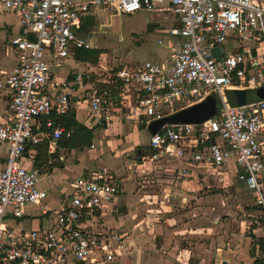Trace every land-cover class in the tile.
I'll use <instances>...</instances> for the list:
<instances>
[{"label":"built area","instance_id":"built-area-1","mask_svg":"<svg viewBox=\"0 0 264 264\" xmlns=\"http://www.w3.org/2000/svg\"><path fill=\"white\" fill-rule=\"evenodd\" d=\"M261 2L0 0V12L15 17L19 28L9 40L15 64L10 73H0V92L8 98L0 118V264H132L125 236L101 223L103 208L120 191L114 173L102 169L75 178L58 209L50 210L38 172L22 165L29 147L46 142L48 153L56 151L64 130L53 117L77 109L72 99L84 82L89 86L80 93L87 120L100 127L123 109L127 118L148 127L216 95L220 108L213 117L200 124H163L151 134L149 161L171 163L182 177L190 167L221 171L232 162L237 183H245L264 221V100L232 107L223 99L224 91L264 87ZM98 11L118 16L167 11L176 22L163 32L168 39L157 41L168 50V62L116 67L115 98L94 84L109 82H91L93 68L70 73L66 83L54 81L50 71L74 50L92 48L79 32L85 18ZM227 40L236 43L234 51L222 50ZM217 47L220 56L212 57ZM27 207L45 225L14 228L11 223L27 219ZM252 264H264V255Z\"/></svg>","mask_w":264,"mask_h":264},{"label":"crops","instance_id":"crops-1","mask_svg":"<svg viewBox=\"0 0 264 264\" xmlns=\"http://www.w3.org/2000/svg\"><path fill=\"white\" fill-rule=\"evenodd\" d=\"M164 12L170 15L157 17L158 19L154 16L152 21L155 19L159 22L165 20L170 25L172 24L170 19H172L176 24L173 15L170 12ZM149 13L163 14V11H150ZM104 14L107 13L98 11L92 16L86 17L79 35L82 36L86 32L87 35L90 34L89 18L99 19ZM114 16L119 17L118 15ZM168 28L154 29L163 35L158 40L168 39L163 34ZM18 32L16 19L14 25L6 24V22L0 25V73L2 74L10 73L15 64V52L10 48L9 40ZM159 46L162 48H160L161 51L151 61L166 63L168 62V50L165 46ZM221 48L223 50V47ZM235 49L233 47L232 50L225 52ZM66 61L71 64V67L52 74L54 81L70 82L72 80L70 73L82 72L85 67H89V64L67 59L56 68L61 70ZM127 66L135 67V65ZM84 84V87L78 91V96L72 100L78 102L75 110L76 120L88 128L95 129L93 144L90 149L81 151L63 149L58 151V160L62 162V168H54L48 173L41 174L51 176L55 173L56 180L42 188L48 193L47 203L50 189L67 186L72 182V179L106 169L118 178L120 191L113 203L103 208L101 223L104 226L109 224L110 226L107 227L119 229L125 236L127 253L132 264H252L257 257L264 255V221L253 206L251 194H247L250 196L239 195V192L244 188H241L232 177L229 178V164L234 169L233 174L236 175L237 172L232 162H228L221 171L190 167L185 177L179 176L176 167L171 163L149 161L137 164L136 173L148 171L152 184L149 185L146 192H140L142 190L139 189L138 194H143L138 195L139 207H136L134 197L128 195V191L134 186L130 182L135 177L131 171L135 162L130 159L131 163L127 165L130 167L129 170L122 162V155L115 156L108 164L109 167L105 166L103 161L109 156L107 148L110 140H113L115 136L121 137L123 134L121 129L124 127L139 124L122 113V115L113 116L110 123L102 127L95 126L94 123L87 120L86 104L81 101L80 92L89 86L88 83L84 82ZM7 101L6 91L0 92V118L5 112ZM79 110L82 112L81 120L77 116ZM120 119L124 120V124L120 122ZM148 134L149 139L151 135L149 130ZM141 145L143 146V144ZM138 150V146H132L126 152L130 158L132 152L137 155ZM126 152L123 153L124 156L127 154ZM34 155L35 153L31 149L25 153L22 160V165L25 168L33 169ZM110 158L112 159V157ZM80 160L84 164L80 165ZM102 162L103 164L100 165ZM38 175L40 174L38 173ZM70 179L71 181H69ZM122 202L127 203L126 209L120 206ZM29 208L31 207L25 209V218L29 220L23 219L11 223L14 228L34 229L45 225V220L32 218L36 212L26 213ZM142 208L145 209V213L136 214ZM115 210L122 216H116Z\"/></svg>","mask_w":264,"mask_h":264},{"label":"rangeland","instance_id":"rangeland-1","mask_svg":"<svg viewBox=\"0 0 264 264\" xmlns=\"http://www.w3.org/2000/svg\"><path fill=\"white\" fill-rule=\"evenodd\" d=\"M262 5H264V0H262ZM166 15H170L168 13L163 12V14H154L149 13L145 11L138 12L136 14H133L131 16L128 15H121L120 17H115L111 14H104L103 17H100L99 19H94V25L90 29V34H82V36L85 39H88L91 41L92 48H98L103 50V54L99 56L97 62L94 65H89L88 68L85 67L84 72L88 71L90 68H93V77L91 79V82H95L96 80L107 81L109 82L108 85L106 84H95V86L100 87L103 90H107V92H118L119 86L116 84L113 85L111 82V79L113 78L115 74V68L118 66L123 65H135L138 66L144 61H151L155 58V55L161 51V47L157 45L158 38H162L163 35L159 32H157L154 29H166L170 27H175L176 24L172 19V24H168L167 21L163 20L159 22L157 17H163ZM156 16V19L152 21V18ZM15 17L9 14H3L0 12V25L4 24H12L14 25ZM151 24H153L151 26ZM151 26V27H150ZM154 30V31H153ZM90 36V38H88ZM235 42H232L230 40H227L223 45V50L229 51L232 50L233 47H235ZM161 48V49H160ZM236 48V47H235ZM70 60L73 59L72 56L69 58ZM150 59V60H149ZM71 67V64L66 61L62 65V69H58L54 66L51 67L50 71L51 73L57 74V72L64 71L65 69H69ZM79 71V70H78ZM70 71L68 72V74ZM241 89H232L228 91L223 92V99L227 105H231L233 102V92L239 91ZM214 100L213 108L217 112L220 108V101L219 98L212 94L210 96ZM119 98L117 97V100ZM121 99V98H120ZM122 113H126V110H122L121 113H118L119 115H122ZM116 115V114H114ZM77 116L81 120L82 119V112L79 110L77 111ZM120 122L124 124V120L120 119ZM131 123V122H130ZM132 124V123H131ZM128 125L127 127H124L121 129V132L123 133L121 137L115 136L113 140H110L108 143V155L112 157V159L108 156L103 162L104 165L109 167L108 164L111 160L114 159L115 156H121L122 162L124 165L129 169L128 163L130 162V159L135 162V166H133L132 170L133 174L135 175L134 179L130 183H132L131 189L128 191V195L133 196L135 199V206L139 207V199L138 194L139 189L142 190L140 192H146L149 189V185H151V177L148 175V171H145L143 173L142 171L137 172V164L143 163L140 159V153L139 156L136 155L135 152H132V155H130L126 152L131 149V147L138 146L139 150H143L144 146L147 145L148 142V129L145 125ZM94 139V138H93ZM143 144V146L141 144ZM93 144V141H92ZM106 147V146H105ZM128 149V150H127ZM137 150V149H136ZM135 150V151H136ZM126 152L125 156L123 153ZM73 153V152H71ZM100 163L101 164H103ZM113 162V161H112ZM149 162V161H144ZM155 163V162H154ZM154 163H151L154 165ZM80 165L84 164L82 160H80ZM145 169V168H143ZM130 170V169H129ZM128 170V171H129ZM139 170V169H138ZM229 178L232 177L234 181L237 180V176L234 175V169L229 164ZM55 173L51 176L47 175H39V187L44 188L46 185L52 184L56 180L54 177ZM73 180V179H72ZM71 181V179L69 180ZM68 181V182H69ZM56 184V183H53ZM142 186H145L144 188H141ZM243 191L239 192L241 194H249L250 192L243 187ZM68 192L67 186L63 185L60 188H55L49 190V201L46 203V207L49 209L58 208V203L61 198L62 194H66ZM250 196V195H247ZM252 196H250L251 198ZM145 203V202H144ZM120 206H123L126 209L127 203L122 202ZM135 207V208H136ZM140 210V209H139ZM35 210L32 208H29L26 210L27 214H33ZM116 216L121 217L122 215L118 213L117 210H115ZM145 213V209L142 208L141 211L137 212L136 214L142 215ZM106 226H110L107 224Z\"/></svg>","mask_w":264,"mask_h":264},{"label":"trees","instance_id":"trees-1","mask_svg":"<svg viewBox=\"0 0 264 264\" xmlns=\"http://www.w3.org/2000/svg\"><path fill=\"white\" fill-rule=\"evenodd\" d=\"M88 21L90 23L89 29H91L94 25V20L93 18H89ZM102 54L103 50L98 48L76 49L72 53V58L79 63L94 65ZM111 97L115 98V92H111ZM53 121L56 125L63 127L64 130L61 138L56 141V151L54 153H48L46 142L26 149V152L29 149L34 151L33 169L37 170L39 174L48 173L54 168H62V162L58 160L59 150L81 151L90 149L92 146L95 129L88 128L79 123L75 118V111H69L64 116L53 117ZM153 154L154 151L148 147H144L143 150H140V160L142 162L149 161Z\"/></svg>","mask_w":264,"mask_h":264},{"label":"water","instance_id":"water-1","mask_svg":"<svg viewBox=\"0 0 264 264\" xmlns=\"http://www.w3.org/2000/svg\"><path fill=\"white\" fill-rule=\"evenodd\" d=\"M220 53L221 51L218 47L211 50L212 57H219ZM232 98L233 102L229 105L232 107L244 106L251 102L264 100V87L254 90L235 91L233 92ZM213 104V98L208 97L205 101L199 104L152 123L147 127V129L153 135L163 124H200L216 114ZM139 153L140 151L138 150L137 155H139ZM239 185L243 188L245 183H241Z\"/></svg>","mask_w":264,"mask_h":264},{"label":"bare ground","instance_id":"bare-ground-1","mask_svg":"<svg viewBox=\"0 0 264 264\" xmlns=\"http://www.w3.org/2000/svg\"><path fill=\"white\" fill-rule=\"evenodd\" d=\"M156 12H159V11H156Z\"/></svg>","mask_w":264,"mask_h":264},{"label":"flooded vegetation","instance_id":"flooded-vegetation-1","mask_svg":"<svg viewBox=\"0 0 264 264\" xmlns=\"http://www.w3.org/2000/svg\"><path fill=\"white\" fill-rule=\"evenodd\" d=\"M120 16H121V15H120ZM120 16H119V17H120Z\"/></svg>","mask_w":264,"mask_h":264}]
</instances>
